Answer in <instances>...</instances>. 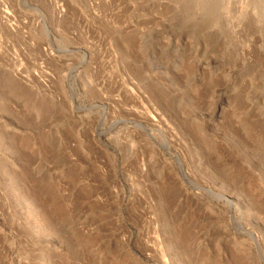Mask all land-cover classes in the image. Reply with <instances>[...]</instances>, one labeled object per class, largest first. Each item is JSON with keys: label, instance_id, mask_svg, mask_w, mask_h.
<instances>
[{"label": "rangeland", "instance_id": "374dc122", "mask_svg": "<svg viewBox=\"0 0 264 264\" xmlns=\"http://www.w3.org/2000/svg\"><path fill=\"white\" fill-rule=\"evenodd\" d=\"M0 264H264V0H0Z\"/></svg>", "mask_w": 264, "mask_h": 264}, {"label": "bare ground", "instance_id": "6f19581e", "mask_svg": "<svg viewBox=\"0 0 264 264\" xmlns=\"http://www.w3.org/2000/svg\"><path fill=\"white\" fill-rule=\"evenodd\" d=\"M146 115V114H145ZM151 119L153 120V121H155L156 123H157V120H158V118L156 119L155 117H151ZM172 119V118H171ZM158 122H159V120H158ZM154 124V123H153ZM161 124H162V122H161ZM140 125V124H139ZM154 126H155V124H154ZM153 127V126H152ZM143 130H144V128H142ZM145 131V130H144ZM149 136H150V138H152L151 137V135L150 134H148ZM145 142L146 143H148L150 146H152L153 147V145L151 144V142H150V140H149V138H146V140H145ZM155 145V144H154ZM154 148V147H153ZM148 149V148H147ZM154 151H156V149L154 148ZM133 152V151H132ZM157 157V156H156ZM162 159V158H161ZM158 160V159H157ZM160 160V159H159ZM163 160L164 161H166V159H164L163 158ZM172 162V161H171ZM144 164V163H143ZM154 164V163H153ZM142 170H144L145 169V165L143 166L142 165ZM167 168L168 169H171V168H173L174 169V171L173 172H169V176L168 177H165L164 175L162 176L161 175V179L162 180H164L165 182H166V180H171V181H173V182H179V179H178V176H177V174L175 173V167H174V163L172 162V164H169L168 166H167ZM172 174V175H171ZM159 178V179H160Z\"/></svg>", "mask_w": 264, "mask_h": 264}]
</instances>
